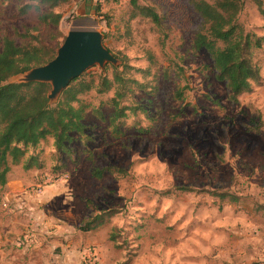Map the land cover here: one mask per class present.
<instances>
[{
	"label": "rangeland",
	"instance_id": "rangeland-1",
	"mask_svg": "<svg viewBox=\"0 0 264 264\" xmlns=\"http://www.w3.org/2000/svg\"><path fill=\"white\" fill-rule=\"evenodd\" d=\"M191 1L137 0L161 16L157 25L134 16L130 0H64L53 27L35 9L20 13L39 0H0V38L56 55L68 30L96 29L117 62L83 77L112 78L126 61V76L145 85L116 124L113 90L81 95L91 105L83 133L60 149L47 137L11 165L0 185V264H264V43L254 50L262 83L230 100L193 46L201 19ZM243 1L239 22L264 35L255 1Z\"/></svg>",
	"mask_w": 264,
	"mask_h": 264
},
{
	"label": "trees",
	"instance_id": "trees-1",
	"mask_svg": "<svg viewBox=\"0 0 264 264\" xmlns=\"http://www.w3.org/2000/svg\"><path fill=\"white\" fill-rule=\"evenodd\" d=\"M63 1L39 0L37 4L25 2L20 13L35 9L40 23L56 27L61 14L54 8ZM254 1L264 16L263 1ZM130 3L134 16L144 15L157 25L161 23V16L152 7L139 5L137 0H130ZM191 3L201 19L193 46L209 54L216 78L225 83L229 99L236 101L242 93L251 91L263 81L261 68L254 60V50L262 47L264 35L246 30L239 22L243 0H192ZM41 6L45 8L41 10ZM54 56V50L45 45H17L9 36L0 38V185L6 183L11 165L18 163L29 147H35L41 140L52 137L55 148H65V142L72 140L71 133H83L84 116L91 105L81 99V95L91 90H113L108 103L113 108L111 122L116 124L131 109V106L123 104L124 100L134 94L136 89L145 87L136 78L126 76L127 68L131 69L126 61L121 64L122 69L113 68L112 78L99 75L87 79L82 74L71 80L58 102L53 105L48 99V83L9 81L12 76L43 65ZM95 112L102 117L99 108H95ZM103 170L110 169L105 167L96 170L95 174L99 176Z\"/></svg>",
	"mask_w": 264,
	"mask_h": 264
},
{
	"label": "water",
	"instance_id": "water-1",
	"mask_svg": "<svg viewBox=\"0 0 264 264\" xmlns=\"http://www.w3.org/2000/svg\"><path fill=\"white\" fill-rule=\"evenodd\" d=\"M103 35L96 29L73 28L67 31L56 55L43 65L14 75L16 82H45L50 84L49 101L55 100L71 80L86 69L107 63L116 64L117 58L104 46ZM14 82V81H12Z\"/></svg>",
	"mask_w": 264,
	"mask_h": 264
}]
</instances>
